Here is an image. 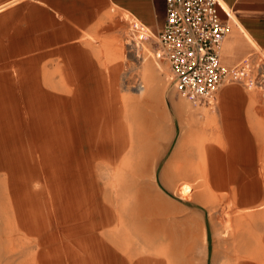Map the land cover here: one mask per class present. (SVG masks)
I'll return each mask as SVG.
<instances>
[{
  "label": "rangeland",
  "instance_id": "1",
  "mask_svg": "<svg viewBox=\"0 0 264 264\" xmlns=\"http://www.w3.org/2000/svg\"><path fill=\"white\" fill-rule=\"evenodd\" d=\"M106 22L108 29L78 36L81 47H75L73 60L87 68L75 74L86 77H63L64 57L46 48L36 57L47 78H17L5 67V16L0 13V159L22 157L16 165L9 160L11 168L0 162V194L23 198L20 180L25 178L31 199L44 185L39 199L54 198L61 249L69 246L71 252L68 259L65 248L58 264H118L119 258L139 254L166 264H234L231 251L244 236L253 254L243 256V264H264V127L226 126L216 109L218 98L195 105L170 86L167 64L154 55L156 32L147 29L143 50H136L128 41L141 30L111 8ZM253 74L259 76L256 69ZM45 80L57 97L47 101L48 109L61 117L55 144L42 129L44 100L38 91ZM139 85L145 88L140 94ZM103 105L109 113L102 112L95 129L112 136L119 121L118 143L124 147L110 158L108 171L101 164L90 171L83 166L84 155L102 143L96 137L88 142L80 126ZM38 168L44 174H35ZM202 170L230 175L229 184L212 175L215 185L207 188ZM183 182L191 185L190 192L179 189ZM85 208L101 214L107 208L112 219L93 235L86 231L88 220L78 218ZM4 251L0 242V264Z\"/></svg>",
  "mask_w": 264,
  "mask_h": 264
},
{
  "label": "crops",
  "instance_id": "2",
  "mask_svg": "<svg viewBox=\"0 0 264 264\" xmlns=\"http://www.w3.org/2000/svg\"><path fill=\"white\" fill-rule=\"evenodd\" d=\"M222 2L231 10L233 19L229 20L230 28L222 41L220 64L226 68L250 64L253 70L256 69L259 72L256 82L261 85L257 86L260 91L253 90L254 85L249 84L247 80L222 87L217 92L216 100L218 98L219 102L216 103V109L228 121L226 126L264 127V64H259L260 61H264V0H222ZM110 8L112 11L120 12L126 21H136V26L141 23L150 32L157 33L165 21V0H4L0 2V13H4L5 16V67L9 70L7 72L11 74V77L46 79L47 77L41 74L44 70L42 71L39 67L41 59L39 61L36 55L42 56L47 53L44 51L46 48H52L53 55L64 57L66 74L63 77H86L75 74L76 71H84L87 68L86 66L76 67L73 60L75 47H81L80 44H76L79 41L78 36L81 35L80 32L108 29L109 23H105V17ZM219 13L223 20L227 19L222 11ZM103 23L107 24V27H103ZM47 85L51 84L45 80L44 88L38 91V96L44 100L42 129L44 136L50 138V142L55 144L61 134L59 128L62 124L60 114L56 111L51 114V110L48 109L47 101L57 97L47 90ZM92 100L95 103L101 102L100 98L93 96ZM76 101L81 103L80 98ZM100 110L108 111L104 105ZM79 116L76 114L74 120ZM82 116L85 118L84 115ZM89 117L90 123L86 122L87 124L80 127L83 128V132L86 130L85 136L88 142L95 140L96 137L98 140L96 142L102 144L89 149L84 155L83 166L93 171L94 167L97 168L98 164H101V168L108 171L110 158L118 155L124 147L122 143H118L122 136V125L119 121L116 122L115 132L111 136L96 130L97 120H93L91 115ZM57 133H59L58 136ZM21 158V156L5 154L0 162L3 161L4 166L11 168V165H16V160L19 163ZM95 160H101V162L97 163ZM40 173L44 174V171L41 172L38 168L35 174ZM213 173L214 176H223L219 182H225L224 185L229 184L230 175L216 171ZM212 182L215 185L216 179L213 178ZM20 183L23 198L21 196L18 199L9 198L3 193L0 194L2 221L0 242L5 249L3 264H13V262L15 264H58L60 253L65 248L69 251L67 253L70 259L69 246L64 248L62 246L61 249L58 209L54 198L49 196L47 200L39 199V196L43 195V185L42 191L34 192L36 197L32 196L30 199L28 182L23 178ZM2 198L5 199L2 200ZM35 198L39 200L35 202ZM78 218L81 220L86 218L88 220L86 231H91L95 235L96 231L111 221L112 215L107 208L102 210V214L97 210L90 211V208H85ZM28 233L34 235L32 239ZM245 233L252 234V229ZM240 240L239 246L231 251V254L236 256L234 264H243V256L253 254V248L248 245L247 238L244 236ZM117 262L118 264H166L162 258L146 254H139L134 258L128 257V260L119 258ZM166 262L168 263V260Z\"/></svg>",
  "mask_w": 264,
  "mask_h": 264
},
{
  "label": "built area",
  "instance_id": "3",
  "mask_svg": "<svg viewBox=\"0 0 264 264\" xmlns=\"http://www.w3.org/2000/svg\"><path fill=\"white\" fill-rule=\"evenodd\" d=\"M221 1L165 0V21L155 34L154 55L167 64L170 86L195 105H210L217 92L231 83L247 80L254 86L261 85L250 64L233 68L220 64L222 41L233 19L231 10ZM220 11L226 20L220 17ZM139 26L144 27L141 23ZM148 32H144V39L149 37Z\"/></svg>",
  "mask_w": 264,
  "mask_h": 264
},
{
  "label": "bare ground",
  "instance_id": "4",
  "mask_svg": "<svg viewBox=\"0 0 264 264\" xmlns=\"http://www.w3.org/2000/svg\"><path fill=\"white\" fill-rule=\"evenodd\" d=\"M222 2V1H221ZM222 4H223V2H222ZM224 5V4H223ZM225 6V5H224ZM132 20V19H131ZM131 25H132V27H135V28H137V29H139V30H141V33L140 34H138L135 38H132L131 39V41H128L129 43L128 44H130V45H132L136 50H143V48H144V41H141L142 39H144L143 38V35H144V32L147 30L145 27H142V26H136L135 24H137V22L136 21H130L129 22ZM148 31V30H147ZM138 56V55H137ZM145 90V88H144V86L143 85H139L138 86V88H137V93L138 94H140V93H142L143 91ZM102 112H103V114H106L107 115V113H109L107 110H99V111H93L92 113H91V118L93 119V120H99V119H103L104 118V115L102 114ZM118 114H119V112H117V111H115V116L117 117L118 116ZM108 118V117H107ZM180 141V140H179ZM180 142H182V141H180ZM179 142V143H180ZM179 146V145H178ZM228 146V145H227ZM216 148V147H215ZM118 151H119V149H118ZM218 151V150H217ZM209 166V165H208ZM204 169V168H203ZM200 170V169H199ZM203 174H206L204 177L205 178H207L206 180H207V182H208V186H207V188H209V183L211 182V184L213 185V182H212V180H213V177H212V175H214V171L213 172H209V171H207V170H202L201 171ZM208 175H211V176H209L208 177ZM196 182V181H195ZM183 193H188V192H190L191 190H192V187H191V185L189 184V183H187V182H183L182 184H180V188H179Z\"/></svg>",
  "mask_w": 264,
  "mask_h": 264
}]
</instances>
